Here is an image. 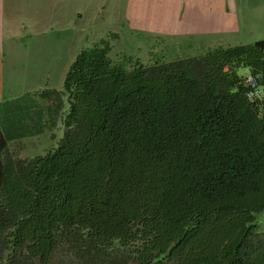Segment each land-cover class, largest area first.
<instances>
[{"label":"trees","instance_id":"obj_1","mask_svg":"<svg viewBox=\"0 0 264 264\" xmlns=\"http://www.w3.org/2000/svg\"><path fill=\"white\" fill-rule=\"evenodd\" d=\"M111 36H115L112 34ZM102 38L48 91L57 145L0 129V264H264V40L145 65ZM130 65V67H129Z\"/></svg>","mask_w":264,"mask_h":264},{"label":"crops","instance_id":"obj_2","mask_svg":"<svg viewBox=\"0 0 264 264\" xmlns=\"http://www.w3.org/2000/svg\"><path fill=\"white\" fill-rule=\"evenodd\" d=\"M94 6L95 0H0V129L13 157L44 154L62 137L55 130L63 125L67 96H61L62 110L51 125L48 107L54 101L46 93L62 91L64 76L79 51L74 46L78 33L64 29V20L77 22L67 11ZM50 7L55 9L49 14L51 22L61 27L53 35L45 32ZM124 7L126 28L146 37H202L198 42L207 45L206 41L212 43L241 29L236 0H125ZM20 14L24 22L18 27ZM110 34L118 36L116 31ZM18 45L31 50L18 53ZM239 69L240 75L249 73L247 68ZM38 77H43L42 82ZM16 78L22 81L20 85Z\"/></svg>","mask_w":264,"mask_h":264},{"label":"rangeland","instance_id":"obj_3","mask_svg":"<svg viewBox=\"0 0 264 264\" xmlns=\"http://www.w3.org/2000/svg\"><path fill=\"white\" fill-rule=\"evenodd\" d=\"M124 1L125 0H95L94 7H70L66 14L75 17L76 23L64 20V29L66 32H76L74 36V46L79 48L78 53L85 47L91 46L101 38L109 42V57L115 61L122 60L123 56L131 57V64L139 60L145 65H151L154 62H168L188 57L198 56L206 51L217 47L216 44L223 46H236L249 44L255 41L264 40V0H236L239 7L240 32L220 36L207 45L198 42L199 39L188 38H167L160 36H142L131 33L124 22ZM54 8H48L47 26L45 32L53 35L54 30H61L60 25L53 22L49 14L54 12ZM81 14V15H80ZM24 14H20L18 27L23 25ZM68 19V18H67ZM52 21V22H51ZM68 26V27H67ZM116 31L118 36L114 38L111 32ZM33 34V33H32ZM34 35V34H33ZM24 42L28 40L23 39ZM28 45L17 46V52H30ZM77 53V54H78ZM75 59V57H74ZM73 59V60H74ZM129 65V67H130ZM244 68H240L242 72ZM19 77H22L21 73ZM42 82L43 77H38ZM56 77L51 79L54 82ZM20 85L21 80L16 78ZM54 104V103H53ZM68 108L66 109V111ZM60 138L64 132V126L55 130ZM55 260H53V264Z\"/></svg>","mask_w":264,"mask_h":264},{"label":"built area","instance_id":"obj_4","mask_svg":"<svg viewBox=\"0 0 264 264\" xmlns=\"http://www.w3.org/2000/svg\"><path fill=\"white\" fill-rule=\"evenodd\" d=\"M258 74L246 73L240 76L239 84L244 89L245 96L251 102L264 99V87L260 85Z\"/></svg>","mask_w":264,"mask_h":264}]
</instances>
